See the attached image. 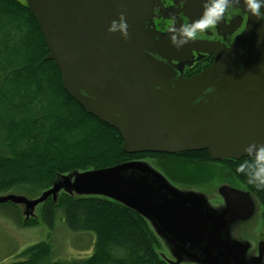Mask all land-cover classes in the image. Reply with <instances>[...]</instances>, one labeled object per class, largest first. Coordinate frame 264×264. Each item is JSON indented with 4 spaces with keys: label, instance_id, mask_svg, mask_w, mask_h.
Segmentation results:
<instances>
[{
    "label": "water",
    "instance_id": "95a60500",
    "mask_svg": "<svg viewBox=\"0 0 264 264\" xmlns=\"http://www.w3.org/2000/svg\"><path fill=\"white\" fill-rule=\"evenodd\" d=\"M25 1L49 49L44 60L55 62L71 97L119 131L124 152L207 150L222 161L248 157L243 149L249 142L264 143V19L249 13L230 47L202 48L214 54L213 63L184 77L183 64L173 61L181 62L180 51L189 52L184 47L191 44L178 49L168 31L156 30L160 0ZM205 4L187 0L188 9ZM233 5L246 7L244 0ZM121 11L128 39L108 32ZM62 191L104 196L140 214L173 252L175 264H227L226 258L247 264L246 244L231 237L232 223L251 218L260 203L246 187L220 185L225 202L213 208L203 192L179 189L149 162L135 160L61 175L36 196L1 194L0 204L24 205L25 225L39 222L35 209L50 197L57 201Z\"/></svg>",
    "mask_w": 264,
    "mask_h": 264
},
{
    "label": "trees",
    "instance_id": "16d2710c",
    "mask_svg": "<svg viewBox=\"0 0 264 264\" xmlns=\"http://www.w3.org/2000/svg\"><path fill=\"white\" fill-rule=\"evenodd\" d=\"M48 52L26 1L0 0V194L15 189L36 194L76 170L152 160L175 182L204 184L228 175L259 200L264 226V189L249 185L246 176L236 172L250 157L220 163L207 150L124 152L119 131L65 91L55 62L44 60ZM41 206L43 222L52 224L61 215L70 230L94 232L93 253L79 260H52L54 248L44 241L11 264H171L161 256L162 241L149 222L120 202L62 191L57 201L50 197ZM37 223L32 219L24 226Z\"/></svg>",
    "mask_w": 264,
    "mask_h": 264
},
{
    "label": "rangeland",
    "instance_id": "374dc122",
    "mask_svg": "<svg viewBox=\"0 0 264 264\" xmlns=\"http://www.w3.org/2000/svg\"><path fill=\"white\" fill-rule=\"evenodd\" d=\"M147 162L156 166V163L152 160ZM220 185L223 184L219 183L212 187H203L201 190L212 204L217 199ZM40 192L28 194L15 189L1 194L24 193L36 196ZM41 209L42 206H38L34 211V215L39 219V222L35 225L24 226V205L15 206L11 203L0 205V264H11L18 261L19 255L23 251L36 243L44 241L51 243L54 248L52 260H79L93 253L96 242L94 232L70 230L61 215L56 216L52 224L43 222ZM261 216L262 205L258 203L251 218L233 222L231 225V237L248 245L249 251H253V253L257 250V239L264 242V226ZM170 253L169 248L163 242L161 256L168 257ZM189 263L185 262L182 264Z\"/></svg>",
    "mask_w": 264,
    "mask_h": 264
},
{
    "label": "flooded vegetation",
    "instance_id": "af4514ba",
    "mask_svg": "<svg viewBox=\"0 0 264 264\" xmlns=\"http://www.w3.org/2000/svg\"><path fill=\"white\" fill-rule=\"evenodd\" d=\"M160 5L156 7L154 10L153 20L154 25L157 31L160 33H165L168 31L170 24L174 23L176 26H179L181 23H190L191 21L199 18L204 9L202 5H197L194 9H188L187 0H160ZM193 12V13H189ZM249 11L247 8H243L236 5H231L221 23H219L215 28L206 30L203 33L198 34V38L194 42V46L192 47V42L190 47L185 46L187 51H180L179 57L181 58V62L179 60H174V64H183L182 75L184 77H191L200 73L203 69L210 66L214 61V54L202 51V48L210 47L211 45L215 46H225L230 47L236 38L246 29L247 22L249 19ZM191 16V18L188 16ZM192 14V15H191ZM227 159L220 161V163L224 162ZM231 160V159H229ZM164 174V173H163ZM168 173L164 176L168 179V181L173 184L175 187L179 189L187 188V190H193L195 192H201L203 187H212L216 184H231L235 187H241L239 183L231 181L230 178L222 180H213L211 183L198 184L197 182H175L168 177ZM224 198L217 194V199L212 204L209 200L208 203L213 208H218L224 205ZM245 251V259L247 264H264V242L259 241L257 239V250L253 253V251H249L248 245H246ZM235 253V252H234ZM231 254V251H230ZM232 255V254H231ZM179 258H184L182 254L178 255ZM166 260L169 263H176L177 259L174 257L173 252L166 257ZM227 264L232 263V259L226 258L224 259ZM190 262L189 264H202L196 261H181L179 264Z\"/></svg>",
    "mask_w": 264,
    "mask_h": 264
},
{
    "label": "clouds",
    "instance_id": "9594fccd",
    "mask_svg": "<svg viewBox=\"0 0 264 264\" xmlns=\"http://www.w3.org/2000/svg\"><path fill=\"white\" fill-rule=\"evenodd\" d=\"M234 0H206L201 16L190 23H181L176 26L170 24L168 29L169 40L176 48H182L190 41H195L198 34L215 28L222 22L225 13ZM247 10L260 19H264V0H244ZM129 25L125 19V13H119V19H113L108 27V32H119L124 39L129 38ZM243 152L250 157L243 159L236 167V172L247 178L249 185L257 189H264V143L249 142Z\"/></svg>",
    "mask_w": 264,
    "mask_h": 264
}]
</instances>
